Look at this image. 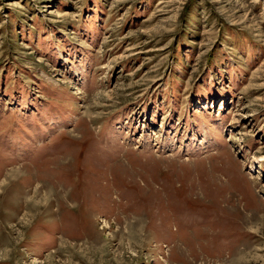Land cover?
Listing matches in <instances>:
<instances>
[{"label": "rangeland", "instance_id": "374dc122", "mask_svg": "<svg viewBox=\"0 0 264 264\" xmlns=\"http://www.w3.org/2000/svg\"><path fill=\"white\" fill-rule=\"evenodd\" d=\"M0 264H264V0H0Z\"/></svg>", "mask_w": 264, "mask_h": 264}, {"label": "bare ground", "instance_id": "6f19581e", "mask_svg": "<svg viewBox=\"0 0 264 264\" xmlns=\"http://www.w3.org/2000/svg\"><path fill=\"white\" fill-rule=\"evenodd\" d=\"M7 182V181H6ZM139 223L136 221V224L135 225H138Z\"/></svg>", "mask_w": 264, "mask_h": 264}]
</instances>
